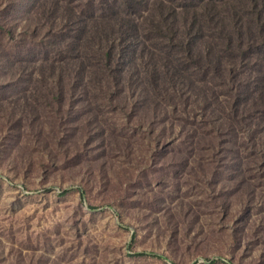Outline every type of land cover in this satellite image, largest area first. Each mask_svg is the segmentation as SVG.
I'll return each mask as SVG.
<instances>
[{
	"label": "rangeland",
	"instance_id": "1",
	"mask_svg": "<svg viewBox=\"0 0 264 264\" xmlns=\"http://www.w3.org/2000/svg\"><path fill=\"white\" fill-rule=\"evenodd\" d=\"M88 2L68 5L78 13ZM62 3L0 0V264H264V183L249 179L246 152L198 166L211 154L182 144L168 109L143 105L140 90V105L125 102L143 113L131 119L144 127L135 132L87 88L70 100L64 83V101H53L57 87L40 83L39 69L43 52L54 57ZM139 50L128 40L123 69ZM150 130L174 145L148 148ZM118 133L133 139L130 163L108 140ZM143 251L169 261L132 256Z\"/></svg>",
	"mask_w": 264,
	"mask_h": 264
},
{
	"label": "trees",
	"instance_id": "2",
	"mask_svg": "<svg viewBox=\"0 0 264 264\" xmlns=\"http://www.w3.org/2000/svg\"><path fill=\"white\" fill-rule=\"evenodd\" d=\"M61 1L62 26L50 45L54 57L43 52L39 69L40 83L47 86L50 80L57 87L52 99L58 106L64 83L70 100L78 86L87 88L92 92L86 91L87 98L106 103L122 117L123 127L135 132L144 127H134L131 119L143 113L129 111L125 102L140 105L134 101L140 90L143 105L168 109L170 125L183 129L182 144L211 154L197 158L198 166L220 163L222 151H243L253 168L249 179L257 176L264 183V0H88V6H76L78 13L69 0ZM128 40L138 42L140 50L136 64L123 69ZM154 135L150 130L148 148L176 141ZM108 140L130 163L133 139L118 133ZM78 190L84 201V188ZM132 256L169 261L148 251ZM220 261L226 260L207 262Z\"/></svg>",
	"mask_w": 264,
	"mask_h": 264
}]
</instances>
